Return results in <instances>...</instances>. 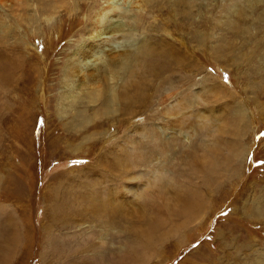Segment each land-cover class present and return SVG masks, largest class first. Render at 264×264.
I'll use <instances>...</instances> for the list:
<instances>
[{
	"label": "rangeland",
	"instance_id": "obj_1",
	"mask_svg": "<svg viewBox=\"0 0 264 264\" xmlns=\"http://www.w3.org/2000/svg\"><path fill=\"white\" fill-rule=\"evenodd\" d=\"M141 1L0 0V264H264V0Z\"/></svg>",
	"mask_w": 264,
	"mask_h": 264
},
{
	"label": "bare ground",
	"instance_id": "obj_2",
	"mask_svg": "<svg viewBox=\"0 0 264 264\" xmlns=\"http://www.w3.org/2000/svg\"><path fill=\"white\" fill-rule=\"evenodd\" d=\"M135 2H136V0H106V3H104L105 5L99 7L93 13V16L91 17V20H90V27L88 26L89 27L88 30H89L90 35L87 38V41H85L84 43H81V45L78 47V49L75 50V52L77 51V53H79V55H77L78 56V58H77L78 66H75L74 69H75V71H78L77 72V75H81V82H82L83 78L87 74L92 75V73L95 70L98 69L96 63H97V61H99V55H100V53H102L104 51L103 50L104 47L107 46V45L110 46L111 44H114V42H116L115 41L116 40L115 33L117 32V30H116L117 28L116 27L118 25L114 26V25H110L109 24L110 19H111V16L112 15H117V14L124 15V13L126 11L125 10L126 7L128 6V7H131L132 8V4L135 3ZM139 3H140V1H139ZM135 5H136L135 7H137V4H135ZM137 14H138V11H137ZM197 40H198V38H197ZM108 51L109 52L108 53L106 52V54H108V58L110 57L109 58L110 60L108 59L109 60L108 61V66L110 65L109 66V69H111V70L113 68H115L117 70L121 69L122 66H123L122 59H118V58L116 59V57L114 56L115 53H112V52L115 51L112 46H110V48H109ZM119 54H120V52H119ZM115 55H118V53L115 54ZM111 57H112V59H111ZM75 59H76V57H75ZM72 61H71V63H73ZM69 62H70V60H69ZM259 66H260V64H259ZM115 69H113V72L112 71L110 72V75H112L114 73ZM101 71H102V69H101ZM81 85H83V84H81ZM63 94L66 96V97H62L63 101L64 100L66 101V98H67V100H68V98H70V100L68 101V104H66L65 106L68 107V105H70V102H71V105H72L73 104V100H71L72 97H68L70 95V92L68 90H66V91L63 92ZM90 95H96V94H90ZM239 108H240V106H239ZM240 111L242 112V118L241 119H245L247 117L244 114L245 111L243 112V110L241 108H240Z\"/></svg>",
	"mask_w": 264,
	"mask_h": 264
}]
</instances>
